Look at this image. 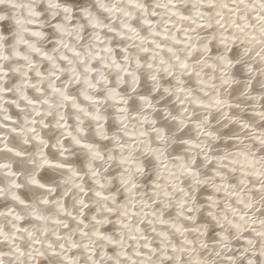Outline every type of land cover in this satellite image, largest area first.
<instances>
[{"label":"clouds","instance_id":"clouds-1","mask_svg":"<svg viewBox=\"0 0 264 264\" xmlns=\"http://www.w3.org/2000/svg\"><path fill=\"white\" fill-rule=\"evenodd\" d=\"M0 264H264V0H0Z\"/></svg>","mask_w":264,"mask_h":264}]
</instances>
